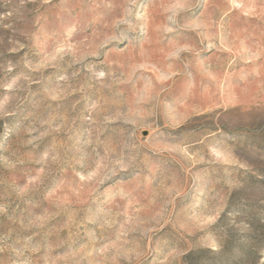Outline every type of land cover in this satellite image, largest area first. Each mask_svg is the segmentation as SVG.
I'll return each instance as SVG.
<instances>
[{"label": "rangeland", "instance_id": "obj_1", "mask_svg": "<svg viewBox=\"0 0 264 264\" xmlns=\"http://www.w3.org/2000/svg\"><path fill=\"white\" fill-rule=\"evenodd\" d=\"M264 264V0H0V264Z\"/></svg>", "mask_w": 264, "mask_h": 264}, {"label": "trees", "instance_id": "obj_2", "mask_svg": "<svg viewBox=\"0 0 264 264\" xmlns=\"http://www.w3.org/2000/svg\"><path fill=\"white\" fill-rule=\"evenodd\" d=\"M250 264H255V262L257 261V259H258V257H257V255H255V253H250Z\"/></svg>", "mask_w": 264, "mask_h": 264}]
</instances>
